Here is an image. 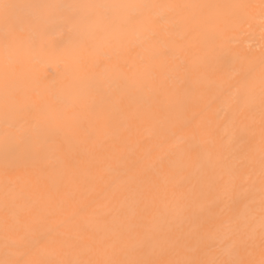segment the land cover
I'll return each mask as SVG.
<instances>
[{"label": "bare ground", "instance_id": "1", "mask_svg": "<svg viewBox=\"0 0 264 264\" xmlns=\"http://www.w3.org/2000/svg\"><path fill=\"white\" fill-rule=\"evenodd\" d=\"M5 2L46 66L6 81L0 10V264H258L264 0ZM85 4L127 7L89 25Z\"/></svg>", "mask_w": 264, "mask_h": 264}, {"label": "snow or ice", "instance_id": "2", "mask_svg": "<svg viewBox=\"0 0 264 264\" xmlns=\"http://www.w3.org/2000/svg\"><path fill=\"white\" fill-rule=\"evenodd\" d=\"M11 6L8 5L5 0H0V10L4 12V20H5V28H4V36L5 41L3 44V49L5 53V58L7 61V66L5 69V78L6 81L8 77L15 74L14 65L22 60L27 61L29 63H33L39 65L41 68L46 66V61L44 59L45 53L42 48L39 47L37 41V35L41 34L39 27L35 29L28 37L26 41H17L15 39L14 34L18 30V24L11 20V17L8 14V9ZM51 7H65L63 5L59 6H51V5H39L37 6V11L34 14V21L39 25L40 20L45 15V10ZM81 8L85 10H89L88 14L83 18L89 25H95L101 21L105 23L111 22V16L109 12L121 7H127L123 5H112V4H85V5H76L70 6ZM237 7H244L243 5H238ZM103 11V15H99V11ZM78 22L77 16H70L65 18L62 21L63 26H67L70 24H75ZM54 28L58 29L56 25H47V30H52ZM57 52L56 55L67 57L69 63L66 65V73L71 78L72 84L70 87L78 88L80 87V82L77 79V72L79 70L80 65V53L79 46L75 45L71 40L65 41L63 39L59 40L55 45ZM87 87L92 88L93 85L89 83ZM262 181H264V169H262ZM228 239L227 235L222 238V241H226ZM261 241L264 244V222H262V233H261ZM230 247V246H229ZM168 264H196L194 261L190 260H173L169 261ZM211 264H217V262L213 261ZM228 264H243L242 261H230ZM252 264H256V262H252ZM258 264H264V254H262L261 259Z\"/></svg>", "mask_w": 264, "mask_h": 264}]
</instances>
